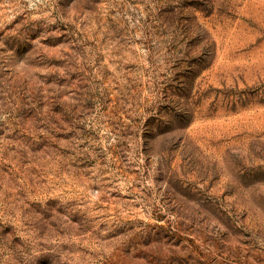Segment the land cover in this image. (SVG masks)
Wrapping results in <instances>:
<instances>
[{
	"label": "rangeland",
	"instance_id": "374dc122",
	"mask_svg": "<svg viewBox=\"0 0 264 264\" xmlns=\"http://www.w3.org/2000/svg\"><path fill=\"white\" fill-rule=\"evenodd\" d=\"M0 264H264V0H0Z\"/></svg>",
	"mask_w": 264,
	"mask_h": 264
}]
</instances>
